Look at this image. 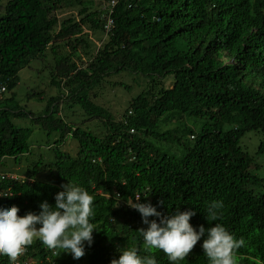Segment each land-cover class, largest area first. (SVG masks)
Wrapping results in <instances>:
<instances>
[{"label":"trees","instance_id":"16d2710c","mask_svg":"<svg viewBox=\"0 0 264 264\" xmlns=\"http://www.w3.org/2000/svg\"><path fill=\"white\" fill-rule=\"evenodd\" d=\"M105 1L103 9L94 0L0 3V162L18 164L30 153L32 128L16 125V118L58 132L52 160L38 153L24 169H0L10 174L0 188L11 191L0 197V207L38 213L70 182L93 196L92 223L101 229L93 232L98 249L87 251L85 264H111L121 247L169 264L137 232L147 225L128 202L144 193L139 202L164 216L195 211L190 223L197 230L222 224L245 240L239 251L259 254L264 264V0ZM64 7L77 8L76 14L59 18ZM107 17L112 26L105 31ZM93 32L104 36L91 52L87 36ZM45 53L53 62L49 85L65 96H48L41 112L26 111L15 103L18 73ZM101 90L123 95L120 115L97 102ZM43 94L29 90L26 97ZM59 104L80 108L94 126L79 128L61 118ZM66 136L76 141L74 154L61 149ZM212 201L223 208L210 222ZM202 242L179 264H207ZM26 248L34 264H50L45 256L55 264L71 261L39 240ZM0 264L8 258L0 256Z\"/></svg>","mask_w":264,"mask_h":264},{"label":"clouds","instance_id":"9594fccd","mask_svg":"<svg viewBox=\"0 0 264 264\" xmlns=\"http://www.w3.org/2000/svg\"><path fill=\"white\" fill-rule=\"evenodd\" d=\"M111 1V6L116 4V1L113 4ZM4 174H7L6 177L10 175L7 172ZM10 194L9 187L0 188V197ZM142 195L145 198L148 196L144 193L136 194L132 202L127 201L130 207L140 213L143 223L147 225L137 232L146 248L163 252L169 264L183 261L202 238L203 252L200 253L207 264H263L259 254L258 257H252L239 251L245 246V240L237 239L222 224L209 228L200 225L197 230L190 223L195 211L176 210L175 214L164 216L151 203L139 202ZM54 199V205L44 201L39 205L38 213L29 211L25 215H18L20 209L16 205L0 207V256H6L9 264H34L35 257L26 248L34 240H39L55 256L61 253L69 255L70 264H76L79 259L85 264L87 251L98 249L93 232L101 229L92 223L95 218L93 196L82 187L68 182L62 185V190L56 193ZM222 208V201L210 202L206 207L207 220H215L222 215ZM149 217H157L159 221L150 220ZM117 252L118 258L112 259L111 264H157L154 256L141 257L135 248L121 247ZM45 258L50 264H55L54 258Z\"/></svg>","mask_w":264,"mask_h":264},{"label":"rangeland","instance_id":"374dc122","mask_svg":"<svg viewBox=\"0 0 264 264\" xmlns=\"http://www.w3.org/2000/svg\"><path fill=\"white\" fill-rule=\"evenodd\" d=\"M4 0H0V3H3ZM95 7L98 9H103L106 6L105 0H94ZM77 11V8H71L68 9L67 7H64L60 9L57 12V16L59 18H66L68 16L75 15ZM87 28V27H86ZM104 33L99 34L98 32H93L91 34H88V38L92 44L91 52H93L97 46L100 44V41L103 39ZM81 60L77 61L79 66L81 68L85 67L86 64V57L84 55H80ZM52 58L50 53H45L41 58L34 59L29 63V66L22 68L18 75H19V81L16 85L15 89L13 90L15 93V103L18 104L21 108H23L26 111L32 110L34 112H41V110L44 108V105L46 103V99L50 95H58L62 96V98L65 96V90L62 91L58 90L56 86L49 85V72L53 70V64H52ZM57 77V75H55ZM58 78V77H57ZM127 79V78H126ZM171 82L166 81L165 85L170 86ZM29 90H43V99H38L36 97L28 99L26 97L27 92ZM137 91L135 88L132 89L130 92L131 94H134V92ZM101 94L97 99L98 103L101 104H109L112 106V110L116 113V115H120L122 113V110L126 107V100L123 98V95L118 92H115V97H113L110 93V95H107L106 92L101 90ZM125 100V101H124ZM59 110L57 112V115L61 118L65 119L71 124L76 125L79 128L87 127L88 125L90 127H93L95 123H90L89 120H86L85 116L83 115V112L80 110V108H77L76 106L73 108V110H66L64 108L63 104H59ZM75 110V111H74ZM74 111V112H73ZM73 112V113H72ZM14 123L16 125H19L21 127H31L32 128V135L30 137L31 140V149H30V155L23 156L22 160L19 161L18 164L14 163V160L12 158H6L3 159L0 162V169L3 171H9L11 169H17L20 167L21 169H24L27 164H31L32 162H35L36 157L38 153L43 154L46 159L52 160V151L49 146L52 145V143L57 140L58 132H51L50 134L47 133L40 125L37 123L32 122L31 120H25L24 118H16L14 120ZM75 139L71 138L70 136H66V140L61 145V149H66L65 151L74 154L75 153ZM42 176V175H41ZM43 177V176H42Z\"/></svg>","mask_w":264,"mask_h":264},{"label":"built area","instance_id":"2783aa9c","mask_svg":"<svg viewBox=\"0 0 264 264\" xmlns=\"http://www.w3.org/2000/svg\"><path fill=\"white\" fill-rule=\"evenodd\" d=\"M113 3L114 2L111 1V4H113ZM111 24H112V20L110 18H108L106 23H105V25H104L106 31H108L110 29ZM6 175L7 174H4V173L0 172V180L3 179V177L6 176ZM12 177H14V176H12Z\"/></svg>","mask_w":264,"mask_h":264}]
</instances>
